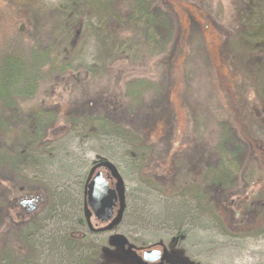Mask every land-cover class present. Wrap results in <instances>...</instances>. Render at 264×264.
Masks as SVG:
<instances>
[{"label": "rangeland", "instance_id": "rangeland-1", "mask_svg": "<svg viewBox=\"0 0 264 264\" xmlns=\"http://www.w3.org/2000/svg\"><path fill=\"white\" fill-rule=\"evenodd\" d=\"M67 1L0 0V52L36 46L56 63L19 112L0 104V117L15 118L0 126V155L24 148L28 157L22 172L0 176L10 201L0 207V256L19 264L30 251L24 234L42 226L35 264H64L60 241L82 233L97 249L89 264H145L151 249L172 264H264V30L261 45L241 40L251 9L264 26V0H152L172 28L163 52L154 44L164 30L154 26L150 42L123 21L124 2L100 13ZM137 79L153 85L138 103L126 93ZM37 110L51 124L28 144L24 117ZM224 127L244 147L230 193L206 181ZM97 165L112 168L119 202L113 221L91 220L90 234L83 183ZM195 183L197 201L180 195ZM36 193V210L13 205Z\"/></svg>", "mask_w": 264, "mask_h": 264}, {"label": "trees", "instance_id": "trees-1", "mask_svg": "<svg viewBox=\"0 0 264 264\" xmlns=\"http://www.w3.org/2000/svg\"><path fill=\"white\" fill-rule=\"evenodd\" d=\"M124 2L127 7V13L124 14L125 18L123 21L131 22L132 24L139 25L143 29H145V33L147 35V39L150 42L156 40V35L154 34V26L157 28H161L164 30L163 41L155 42L158 51L165 50L166 40L172 34V28L170 24V20L166 13L156 10L152 8V0H114ZM69 5H85L91 6L94 8V12H108L109 5L112 6L111 1L103 2L98 0H68ZM117 4V3H116ZM116 10V6L114 7V11ZM77 12V11H76ZM254 10L251 9L248 17V23L252 21V23L248 27L247 35L241 37V40H247L250 45H261L263 42V34L261 30H264V26H262L259 22V19L256 21L253 14ZM68 14V12H67ZM65 14V15H67ZM112 17L119 21L118 13L111 12ZM250 20V21H249ZM122 23V22H121ZM257 29V30H256ZM256 30V31H255ZM246 38V39H245ZM241 41L238 39L234 42V47H239ZM238 49V48H237ZM54 60L50 58V53L47 49L40 47H30L28 52H24L20 49H11L10 51H2L0 52V104L2 107H10L15 109V111L19 112L21 110V104L23 101L28 100L37 93L40 88L43 79H45L46 68L48 70L53 68ZM153 85L151 83H146L144 80H135L132 81L130 87L127 89V95H134L135 101L139 102V97L137 96L143 94V92L147 88H152ZM46 113V112H45ZM28 117V118H27ZM25 118L27 121L26 124H23V130L25 131L24 137L28 138V144L38 143L40 136L46 132L49 125L48 121L42 116V112L37 110L34 113H29V115ZM104 120L106 122L104 123ZM14 121L12 118L3 119L0 117V126L8 125ZM102 124L108 125L111 129L115 130V132L122 131L123 138L127 139L129 136V132L125 129H122L118 124H113L112 122L107 121L106 118L98 119ZM30 123V124H29ZM122 129V130H120ZM230 131L228 128L224 127L222 132L219 135V142L215 147L217 161L215 165L210 170V177L207 178L208 184L218 185L219 192H224V189L221 188L225 186V192H229L233 189L232 177L237 174L239 167L241 166V158L240 155L243 151V146L241 144L236 143L235 141H231ZM136 152L140 151V148H134ZM145 154V153H144ZM144 154H139L138 161L142 162L144 159ZM28 160L26 155V151L23 148L21 153H17V155L12 154H3L0 155V176L2 171L5 172V169L9 167H13V169L20 172L23 170L21 164ZM34 160V159H33ZM140 165V164H139ZM139 168V167H137ZM22 172V171H21ZM7 189L0 187V200L2 201L0 207L8 208L10 203ZM181 196H189V198L197 201L200 197V189L196 183L189 188L181 189ZM85 201H82V204ZM86 208V206H85ZM42 226H35L33 231L25 233L24 239L26 241V245L29 247L30 251L27 253L26 257H23L19 264H31L37 261L40 256V252L38 250L37 244L32 239L33 234L40 233L42 230ZM71 237H65L64 241H60V248L64 250V264L66 261L71 264H89L88 258L96 255L97 252L96 247H89L88 245L81 246L76 243V240L70 239ZM58 243V242H57ZM75 255V256H73ZM102 255V254H101ZM66 258V259H65ZM63 260V259H62ZM71 260V261H70ZM0 264H16L8 255L5 253L0 256Z\"/></svg>", "mask_w": 264, "mask_h": 264}, {"label": "water", "instance_id": "water-1", "mask_svg": "<svg viewBox=\"0 0 264 264\" xmlns=\"http://www.w3.org/2000/svg\"><path fill=\"white\" fill-rule=\"evenodd\" d=\"M118 193L117 190L109 186L108 180L101 171L95 172L88 180L85 187L86 204L98 221L106 222L111 219L114 207L118 202ZM32 209L33 207H30L29 211ZM160 258L159 250H146L142 254V260L146 263H153Z\"/></svg>", "mask_w": 264, "mask_h": 264}, {"label": "flooded vegetation", "instance_id": "flooded-vegetation-1", "mask_svg": "<svg viewBox=\"0 0 264 264\" xmlns=\"http://www.w3.org/2000/svg\"><path fill=\"white\" fill-rule=\"evenodd\" d=\"M98 171H101L103 176L106 177L110 187L114 188L115 190H117V187H118V182L115 180V176L113 174L112 168L110 166H106V165L95 166L93 168V170L90 172L91 174L88 177V179H86L84 181V183H83V200L85 202L83 203V207L86 206L85 210L89 213L87 216L88 220L86 218L84 223L86 222L85 223L86 227L87 226L89 227L87 229L89 231L88 233H90V234L97 233L96 229L92 228V224H93L92 221L98 225L104 224V223L106 224V223L113 221V218L117 215L118 202H119V198H118V202H117L116 206L114 207V212H113V215H112L110 220H108L106 222H101V221H98L94 217V215L92 214V212L90 211L89 207L86 204L85 187H86V183L88 182V180L94 175L95 172H98ZM42 199L43 198L41 197V195L39 193H36V194L23 195L22 197L18 198V200L15 198H12V202H13V205H16V202H17V204H19L20 207H22L26 211V213H30L29 208L33 207V209L31 211L36 210V208L38 207V202L42 201ZM72 235H74V234H72ZM70 239H72V240L78 239V240H80V243H81L80 245L84 246L83 244H84V241L86 239V235L82 233L81 235H78V237H76V238L71 236ZM113 246L115 247L116 245L114 244ZM89 247H92V246H89ZM93 247H95V245H93ZM161 255H162L161 258L158 261H155L153 263H148V264H172V263H170V261L165 259L164 254H161ZM178 264H185V263H178Z\"/></svg>", "mask_w": 264, "mask_h": 264}]
</instances>
